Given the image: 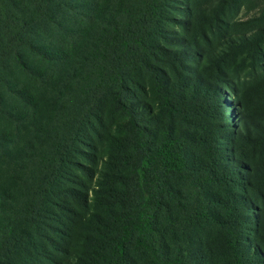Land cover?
I'll list each match as a JSON object with an SVG mask.
<instances>
[{"label":"trees","instance_id":"obj_1","mask_svg":"<svg viewBox=\"0 0 264 264\" xmlns=\"http://www.w3.org/2000/svg\"><path fill=\"white\" fill-rule=\"evenodd\" d=\"M92 1L103 14L102 0ZM166 1L144 0L126 26H112L113 31L102 27L93 40L99 45L91 46L88 56L98 68L97 82L88 87L81 112L58 137L41 168L22 232L13 234L5 248H0V264H9L16 249L19 260L25 254L34 255L46 264H134L135 249H151V232H159L158 217L169 192V177L182 174L190 158L188 165L210 172L216 169L217 164L208 161L219 151V139L208 118L216 119L222 111L213 106L215 79L207 69L221 73L226 58L215 54L219 57L207 63L203 55L196 54L199 73L204 75L200 78L197 70L187 67L191 56L161 45ZM238 2L219 0L217 13L201 26L202 36L206 25ZM89 5L70 0H0V61L22 64L20 51L26 49L46 62L59 63L62 50L58 49L82 37L71 28L82 26L86 15L91 16L95 4ZM63 11L74 21L64 25V30ZM186 16L190 20L184 25L191 28L193 11ZM45 26L63 32L57 51L35 42ZM116 28L122 30L116 32ZM259 32L252 39L231 43L228 50L234 54L248 50L257 60L258 47L264 42V31ZM64 50L67 56L69 48ZM115 117L118 123L112 128L108 122ZM242 128L243 124L238 130ZM103 134L109 137L108 163L106 172L95 180L88 164L97 152L94 139L102 146L99 137ZM192 145L200 146L207 156L203 166H194ZM85 161L90 162L86 165Z\"/></svg>","mask_w":264,"mask_h":264},{"label":"rangeland","instance_id":"obj_2","mask_svg":"<svg viewBox=\"0 0 264 264\" xmlns=\"http://www.w3.org/2000/svg\"><path fill=\"white\" fill-rule=\"evenodd\" d=\"M70 1L95 7L82 26L71 28L82 37L66 46L68 55L66 47L59 48L62 31L45 26L41 38L35 37L37 46L62 50L59 63L46 62L26 49L20 51L22 64L0 61V248H5L13 234L20 236L41 168L50 159L58 137L81 112L88 87L97 82L98 68L88 56L91 46L99 45L93 40L102 27L113 31L112 26H126L144 4V0H102L105 11L101 14L96 1ZM218 2L166 1L161 45L191 56L193 61L187 67L197 70L200 78L204 75L199 73L196 54L203 55L207 63L215 54L226 58L221 73L207 69L215 79L213 106L222 111L218 118H208L218 136L219 151L209 158L208 162L217 164L211 172L188 165L190 158L182 174L169 177V192L158 217L159 232H151V249H135L134 264H264V42L255 61L248 50L236 54L228 50L231 43L264 31V0H239L235 8L206 25L202 36L201 26L217 13ZM190 10L193 26L186 28ZM62 15L64 30V25L74 21L66 12ZM108 123L115 128L118 118ZM242 124L245 128L238 130ZM102 136V146L94 139L97 152L92 164L84 162L94 171L95 180L106 172L108 163L109 137ZM192 150L196 153L194 166H203L207 156L198 145H192ZM18 252H12L15 256L8 259L9 264H46L34 255L25 254L19 260Z\"/></svg>","mask_w":264,"mask_h":264}]
</instances>
